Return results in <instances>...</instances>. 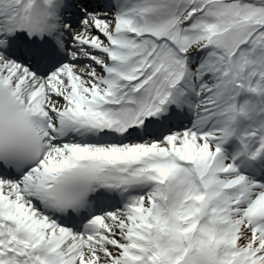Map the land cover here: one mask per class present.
<instances>
[{"label": "snow or ice", "instance_id": "6c2138e0", "mask_svg": "<svg viewBox=\"0 0 264 264\" xmlns=\"http://www.w3.org/2000/svg\"><path fill=\"white\" fill-rule=\"evenodd\" d=\"M0 264H264V0H0Z\"/></svg>", "mask_w": 264, "mask_h": 264}]
</instances>
